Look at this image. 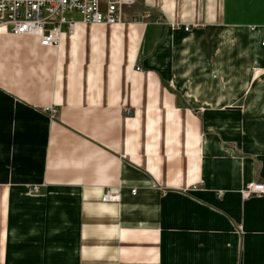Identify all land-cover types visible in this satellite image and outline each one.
Here are the masks:
<instances>
[{
    "label": "crops",
    "instance_id": "crops-1",
    "mask_svg": "<svg viewBox=\"0 0 264 264\" xmlns=\"http://www.w3.org/2000/svg\"><path fill=\"white\" fill-rule=\"evenodd\" d=\"M81 20L0 34V264H264V0Z\"/></svg>",
    "mask_w": 264,
    "mask_h": 264
},
{
    "label": "built area",
    "instance_id": "built-area-1",
    "mask_svg": "<svg viewBox=\"0 0 264 264\" xmlns=\"http://www.w3.org/2000/svg\"><path fill=\"white\" fill-rule=\"evenodd\" d=\"M136 0H0V34L35 35L43 46H55L63 32L72 33L77 22L67 19L78 13L82 22L91 25H118L125 19L126 8ZM186 31L190 28L187 26ZM137 70L141 68L137 67ZM35 187L32 192H38ZM136 193V190L133 191ZM264 194V183L252 182L244 191L246 198ZM118 196L106 194L105 201Z\"/></svg>",
    "mask_w": 264,
    "mask_h": 264
},
{
    "label": "rangeland",
    "instance_id": "rangeland-1",
    "mask_svg": "<svg viewBox=\"0 0 264 264\" xmlns=\"http://www.w3.org/2000/svg\"><path fill=\"white\" fill-rule=\"evenodd\" d=\"M136 1H137V0H136ZM68 17H69L70 19L75 20V21H80V20L82 19L81 15L78 14V13L70 14V15H68ZM38 191H39V190H38ZM133 191H135V190H133ZM133 193H134V192H133Z\"/></svg>",
    "mask_w": 264,
    "mask_h": 264
}]
</instances>
